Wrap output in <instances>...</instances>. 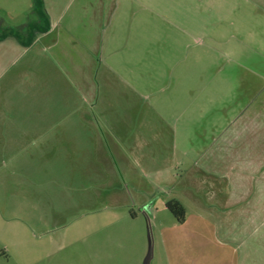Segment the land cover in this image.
Masks as SVG:
<instances>
[{
  "label": "rangeland",
  "instance_id": "374dc122",
  "mask_svg": "<svg viewBox=\"0 0 264 264\" xmlns=\"http://www.w3.org/2000/svg\"><path fill=\"white\" fill-rule=\"evenodd\" d=\"M46 1L53 19L51 33L34 47L10 54L0 69V89L16 92L22 78L26 87L32 86L36 79L28 78L42 70L38 63L47 65L45 70L57 79L38 88L53 91L59 112L70 107L65 105L70 91L71 107L97 115L105 126L104 191L98 188L97 193L91 184L88 190L81 188V170L88 168L91 175L96 165L75 158L82 155L80 148H42L39 163L24 165L23 190H14L9 179L0 195V264H166L156 228L140 204L150 196L133 194L127 187L117 200L112 195L116 184L125 186L117 170L128 152L114 153L111 142L110 151L109 136L119 137L122 146H127L126 139L131 145L136 133L144 134L145 124L156 121L157 113L167 120V130H175L182 103L190 110L182 119L186 129L180 127L186 140L192 127L191 79L240 78L242 62L250 55L243 43L245 50L248 42L255 48L259 39L240 36L242 12L249 13L251 7L245 0ZM32 5L33 0H0V26L26 23ZM252 21L256 23H248ZM231 45L234 51H226ZM78 55L90 75L87 98L71 79H61L60 63L69 67ZM48 60L57 69L44 64ZM175 133L167 139L169 156L182 138ZM190 134L193 138L194 127ZM145 185L150 186L147 180ZM154 200L157 218H170L161 206V194Z\"/></svg>",
  "mask_w": 264,
  "mask_h": 264
},
{
  "label": "crops",
  "instance_id": "0c3cea01",
  "mask_svg": "<svg viewBox=\"0 0 264 264\" xmlns=\"http://www.w3.org/2000/svg\"><path fill=\"white\" fill-rule=\"evenodd\" d=\"M245 3L251 9L248 7L249 13L242 12L244 31H240V36L259 37L255 48L248 47L249 42L246 50L244 43L242 46L244 52H250L247 59L253 61L243 58L248 63L242 62L244 72L240 71L239 79H191L192 127L186 140L180 127L186 129L182 119L190 116V110L182 103L176 112L180 122L175 130H167V120L157 113L156 121L145 124L144 134L136 133L131 145L126 139L123 142L127 146H122L119 137L109 136L110 151L111 142L114 153L123 156L128 152V158L121 157L117 168L125 186L116 184L112 195L117 200L127 187L133 194L150 196L140 204L156 228L166 264H264V0H245ZM44 4L49 30L37 34L29 46H22L12 38L0 40V69L6 67L10 54L34 47L51 33L52 14L46 0ZM228 18L226 28L230 24ZM253 19L256 23L249 24ZM227 30L230 36L234 35ZM226 51H234L233 46ZM81 57L78 55L69 67L60 63L61 79H71V84L75 83L87 98L89 90L85 84L90 75L88 70L83 71ZM44 64L54 65V62L48 60ZM38 65L42 70L28 78L36 79L32 86L26 87L22 78V87L16 88V92L0 89V195L7 189L9 179L14 190L22 191L24 165L39 163L42 148L59 146L80 148L82 155L75 158L81 164L92 160L96 170L91 175L88 168L89 173L81 170L80 184L84 186L81 188L88 190L91 184L97 193L98 188L102 193L105 126L94 113L71 107L70 91L69 103H65L70 107L59 112L53 104V91L46 93L38 88L57 77L48 74L43 62ZM54 67L57 69L56 64ZM193 127L194 139L190 134ZM172 132L182 138L175 148L172 146L169 156L167 139ZM136 165L141 169L139 173ZM146 180L149 187H145ZM158 194L165 210L169 199H178L183 204L184 222L178 223L170 212L168 219L157 218L159 207L154 197Z\"/></svg>",
  "mask_w": 264,
  "mask_h": 264
},
{
  "label": "trees",
  "instance_id": "16d2710c",
  "mask_svg": "<svg viewBox=\"0 0 264 264\" xmlns=\"http://www.w3.org/2000/svg\"><path fill=\"white\" fill-rule=\"evenodd\" d=\"M30 19L17 26H0V40L12 38L22 46H29L36 38L37 34L49 30V16L45 9L44 0H33ZM167 210L173 215L178 223L184 222L186 210L183 204L175 198L169 199L165 203Z\"/></svg>",
  "mask_w": 264,
  "mask_h": 264
}]
</instances>
